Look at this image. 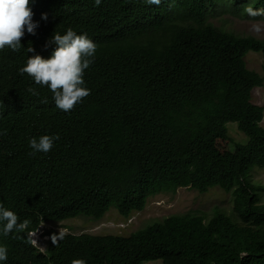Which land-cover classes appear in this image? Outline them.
<instances>
[{
  "label": "trees",
  "instance_id": "trees-1",
  "mask_svg": "<svg viewBox=\"0 0 264 264\" xmlns=\"http://www.w3.org/2000/svg\"><path fill=\"white\" fill-rule=\"evenodd\" d=\"M249 4L264 8V0H30L37 34L22 37L19 52L0 51V204L31 222L0 238L6 264H264L262 190L251 181L264 169V107L252 103L264 79L245 63L249 52L264 61V38L209 21L218 7L248 18ZM69 27L97 52L84 75L91 94L65 113L19 69L32 55L49 58L47 40ZM228 123L247 138L233 151ZM42 135L59 140L32 154L30 138ZM180 188L230 193L232 212L172 215L128 237L66 233L53 244L51 230L45 252L29 237L41 224L98 221L111 208L128 219Z\"/></svg>",
  "mask_w": 264,
  "mask_h": 264
},
{
  "label": "clouds",
  "instance_id": "clouds-1",
  "mask_svg": "<svg viewBox=\"0 0 264 264\" xmlns=\"http://www.w3.org/2000/svg\"><path fill=\"white\" fill-rule=\"evenodd\" d=\"M143 2L148 6H159L162 0H143ZM101 3L102 0H94L95 6H100ZM243 12L250 19L264 17V8H256L251 4L246 6ZM33 16L30 0H0V51L9 49L19 52L23 47L22 37L26 34L33 36L37 34L36 30L40 25L39 21L33 19ZM41 19L47 22L48 15L42 13ZM251 31L255 33L264 31V23H253ZM49 45H55L49 58H43L38 54L32 55L19 69V73L27 74L35 85L46 87L52 93L56 108L69 113L91 94V90L86 86L84 75L85 71L95 62L97 45L86 33L78 34L71 27L62 34L54 32L47 40L45 47ZM34 52L35 49L32 46L27 47V53ZM28 91L33 95L36 94V90L32 87ZM57 140H59L58 135L33 137L29 140V147L32 154H47L53 149ZM30 223L27 219L21 222L14 211L0 204V238L8 237L14 232H24L29 229ZM41 225L37 230L29 232L31 241L39 228L42 227ZM45 236L48 237L46 234ZM64 237L65 232L60 231L58 235L51 237L52 243L57 244ZM32 242L35 243V241ZM7 261V246L0 243V264H6ZM74 264H85V261L77 260L74 261Z\"/></svg>",
  "mask_w": 264,
  "mask_h": 264
},
{
  "label": "rangeland",
  "instance_id": "rangeland-1",
  "mask_svg": "<svg viewBox=\"0 0 264 264\" xmlns=\"http://www.w3.org/2000/svg\"><path fill=\"white\" fill-rule=\"evenodd\" d=\"M210 23L240 36H252L258 39L264 38V31L255 33L251 31L253 23H264V17L254 19L244 18L242 12L238 15L220 12L210 16ZM246 67L258 73L264 79V61L260 54L249 52L245 57ZM252 103L264 107V83L262 87L252 91ZM264 125V119L262 122ZM228 136L231 140L229 150H234L235 144H245L247 138L241 133L235 123L226 125ZM251 181L260 191V201L264 203V169H255L251 174ZM232 196L219 188H211L200 194L192 189L180 188L175 192H162L150 197L146 207L141 212L133 213L128 219L118 215L113 208L98 221L89 217H77L60 223L42 224L38 232L32 238L33 245L40 252H45L48 237L45 234L51 230L63 231L69 234H90V235H115L128 237L135 231L146 227L154 222H159L172 215L186 213L201 214L211 217L215 211L224 213L232 212ZM147 264H161L160 261H151Z\"/></svg>",
  "mask_w": 264,
  "mask_h": 264
}]
</instances>
